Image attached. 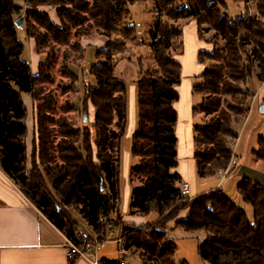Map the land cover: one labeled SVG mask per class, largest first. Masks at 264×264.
<instances>
[{
	"label": "trees",
	"instance_id": "1",
	"mask_svg": "<svg viewBox=\"0 0 264 264\" xmlns=\"http://www.w3.org/2000/svg\"><path fill=\"white\" fill-rule=\"evenodd\" d=\"M235 1L243 2L245 13L231 21L224 0H26V15L32 24L25 33L33 41L36 53L45 55V62H38L34 74L31 66L20 60L23 47L11 19L21 8L12 0H0V167L68 241L78 244V223L67 213L72 208L94 231L95 242L107 241L112 228L119 227L125 249L135 246L151 264H178L171 234L174 229L199 236L197 255L208 264H264L262 186L246 178L236 186L238 197L252 210L249 219L222 188L183 198L181 178L174 170L178 117L174 104L179 100L176 88L182 70L169 48L171 37L178 38L180 46L183 42L182 28L170 25L168 20L173 23L178 19L194 21L199 39L210 45L209 50L198 53V63L204 70L195 77L199 82L192 88L200 96L199 104L192 108L193 113L200 115L193 135L197 179H211L226 169L228 177L238 170L237 162L230 165L233 154L227 139L236 140V124L247 114V66L255 68L256 78L264 82V0ZM136 2H151L156 14L168 19L162 23L156 18L149 32L161 75L147 72L134 82L137 116L129 154L136 160L128 168L130 194L126 215H157L155 221L139 229L124 223L116 209L120 150L127 132L128 86L114 76L112 58L123 47L112 40L114 34L136 37V29L130 23V8ZM249 2L254 3L256 16L251 15ZM204 25L214 31L207 41L202 38ZM93 33L104 43L95 46L99 62L89 72L93 85L87 83L84 74L82 101L91 104L94 111L95 160L87 130L61 125L56 131L59 140L54 143L53 131L46 128L48 121L43 115L46 98L38 88L40 81L48 79L49 69L61 50L63 62L68 61L69 51L80 53L82 60L84 48L78 41ZM68 66L69 63L65 72L76 81L78 76L68 71ZM24 95H29L32 102L44 104L36 117L30 169ZM252 153L264 163V137L259 138ZM132 176L140 186H132Z\"/></svg>",
	"mask_w": 264,
	"mask_h": 264
},
{
	"label": "crops",
	"instance_id": "2",
	"mask_svg": "<svg viewBox=\"0 0 264 264\" xmlns=\"http://www.w3.org/2000/svg\"><path fill=\"white\" fill-rule=\"evenodd\" d=\"M183 38L182 46L177 57L181 64V79L176 91L178 93V102L174 104V109L178 114L175 124V136L177 142V167L175 172L180 176L181 183L188 184L190 198L198 195L199 184L196 176L194 163V126L200 121V115L193 113L195 101L200 102V96L193 93L191 79L198 77L203 72V67L198 63V53L207 51L210 45L199 39L198 27L194 21L181 26ZM252 76L256 78V74ZM250 77V75H249ZM248 77V78H249ZM198 79V78H195ZM259 82V86L254 92H249L248 84L246 85L250 100L248 103L247 114L236 124L238 136L232 146V152L236 157L238 170L234 175L226 176L218 180H200L201 182L211 183L210 190L214 188L225 189L228 185L234 184V197L241 201L236 193V186L241 179L246 178L251 182L259 183L264 189V163L258 161L253 156V151L257 147L260 137H264V112L260 110L264 103V82ZM132 109V120L127 122V132L125 135V156L123 159V172L125 178L128 177V162H130L129 147L130 137L135 131V94L130 97ZM206 183H204L206 185ZM202 186H205V185ZM130 186L126 185L123 192V204L121 206V215L123 222L133 224L136 228H141L148 222L156 220L157 215L149 216H127L128 197ZM252 212V210H251ZM182 230L174 229L171 231L173 237L178 234L181 236ZM183 232V231H182ZM77 237H84L92 242L97 240L93 230L80 217L78 220ZM184 235V236H183ZM183 237H190L192 234L182 233ZM121 237L119 227L112 228L108 240L100 246L96 252V259L99 264L110 261L106 246L117 245L118 250L121 244L113 242ZM112 238V240L110 239ZM67 239L62 232L56 230L54 226L30 203L28 199L4 174L0 167V264H91L89 259L74 257L68 259L69 248L66 243ZM126 252V255H129ZM119 255V253H118ZM132 255V254H131ZM120 256V255H119ZM133 256V255H132ZM122 259L118 262H124L126 256H120Z\"/></svg>",
	"mask_w": 264,
	"mask_h": 264
},
{
	"label": "rangeland",
	"instance_id": "3",
	"mask_svg": "<svg viewBox=\"0 0 264 264\" xmlns=\"http://www.w3.org/2000/svg\"><path fill=\"white\" fill-rule=\"evenodd\" d=\"M26 0H12V4L19 6L21 9L11 16L12 21L14 24L16 22L21 21V28L15 26V31L17 33V40L22 45L23 51L20 57V60L23 62H27L32 69V72L35 74L37 71L38 62H45V55L37 54L35 51V47L33 46V41L28 38L25 33V29L32 24L31 20L28 19L26 15L27 7L24 5ZM227 5V15L231 21H235L236 18L244 16V8L243 2L235 0H224ZM248 7H250L251 15L256 16V11L254 8V3L249 2ZM130 17H131V25L136 29V37L132 39L131 36L123 37L118 34H114L112 40H117L123 46L120 52L114 53L113 58V73L114 76L122 79L126 82L128 86L127 90V122L132 120V109L130 97L131 95L136 96V86L134 84L135 80L142 74H147V72H155L157 75H161V71L157 67L154 57V50H153V43L154 40H151L149 36L150 29L153 27L156 18H160V21L164 23L167 21L166 16H160L156 14V10L153 7L152 3H145V2H136L134 6L130 8ZM189 19H178L172 23V21L168 20L170 25H174L175 27H181L184 24L188 23ZM264 23V19H263ZM214 35V31L207 25L202 26V38L207 41L210 40ZM183 35H181V39ZM178 38L171 37V46L169 48V54L174 56L176 59L180 53L181 46L178 42ZM80 45L83 46V58L80 59V53L75 54L73 51H69L68 61L63 62L62 60V50L58 53L57 58L54 60L55 62L52 63L51 68L48 72V79H44L40 81L38 84V88L43 90L41 96L46 98V102H32L29 95H24L22 97L23 103L26 104L27 107V117H26V124L28 128V135L26 137V147L27 150V161H28V169H30V159L33 153L32 143L35 138V129H36V121H37V114L39 111V107L41 105L46 106L47 109L44 110L43 115L48 121L46 128L49 131H53L54 135V143L59 140L58 127L61 125L66 126L67 128L71 126L72 128L78 129L80 131H88L90 134V145H92L93 150V159L95 156V147L93 145L95 140V131L92 129V124L94 121L93 116V108L91 104L86 105L85 102L82 101V96L84 92V88L82 81L85 80L84 74L87 75L86 81L91 86L93 85V79L91 78L89 72L90 69L96 65L99 61L95 58V46H103L104 40L98 37L96 34L93 33L91 37H86L80 39ZM88 44V45H86ZM252 45L247 46L246 50L249 52ZM69 63L67 68L68 71H72L76 74V81L74 78H69V74L65 72V65ZM249 69L248 78V89L249 92H254L255 89L258 88L259 82L256 80L253 73H256V69L253 67L247 66ZM181 79V78H180ZM193 84L199 82V79H191ZM40 96V97H41ZM49 103L47 104V102ZM195 104H199V101H195ZM246 107V106H245ZM136 108V102H135ZM87 116V120L84 121L83 116ZM136 115V114H135ZM136 121V118H135ZM230 144H233L235 140L227 139ZM125 140H122L121 146V164H120V176H119V184H118V199L116 200V209L117 213L121 214V206L123 204V192L126 188L128 183V177L125 178L123 169V157L125 156ZM55 145V144H54ZM231 146V145H230ZM130 158V162H128V167L133 165L134 160L136 158H131L130 154L128 156ZM95 160V159H94ZM39 164V162L37 161ZM232 169V168H231ZM226 171H218L216 176H213L211 179H207L209 181L212 180H220L226 177ZM132 186H140L139 180L132 176ZM198 181L199 188L198 194L208 192L211 188V183H206ZM205 186H202V185ZM50 189V188H49ZM52 195L55 196L52 189H50ZM234 184H230L225 189V195L229 196L233 199L235 204L244 209L246 211L247 216L251 219L252 212L248 205H245L242 201H239L237 198L234 197ZM67 213L73 220L78 223L80 220V216L75 212L74 209L70 208L67 210ZM170 224H173L171 221ZM181 236L178 234L174 237V242H176V250H175V261L178 264H208L200 260L199 256L197 255V247L201 241L199 236L196 238L195 236L190 237H183L182 231ZM112 240V238H110ZM107 253L109 255L110 261H121V257L118 255V247L117 245H110L106 246ZM138 250V249H137ZM133 252V250H131ZM124 262L126 264H146L143 262V259L140 254L137 256H132L131 254L126 255Z\"/></svg>",
	"mask_w": 264,
	"mask_h": 264
},
{
	"label": "built area",
	"instance_id": "4",
	"mask_svg": "<svg viewBox=\"0 0 264 264\" xmlns=\"http://www.w3.org/2000/svg\"><path fill=\"white\" fill-rule=\"evenodd\" d=\"M233 154V152H232ZM236 163V159H235V155L233 154V158L231 160L230 165L235 164ZM190 190H189V185L184 183L181 186V191L180 194L183 198H190ZM77 236V235H76ZM78 240V244L75 243H71L70 241H66L68 248H69V252H68V259L72 260V258L74 257H82L85 259H89L91 264H99L98 259H96V252L98 251V249L100 248V246L102 245V243L104 242H91L89 241V239L84 238V237H77ZM106 242V241H105ZM113 242L121 244L118 253L120 256H125L126 252L130 251V254H132L133 256H137L138 254L141 255L143 262H145L146 264H151L152 261L149 260L148 257H146V255L143 253V251L141 250H137V248L133 245L129 246V249L126 250L125 247L123 246L122 243V238L119 237L117 239H115ZM131 250H133V252H131ZM120 264H123V262H121Z\"/></svg>",
	"mask_w": 264,
	"mask_h": 264
},
{
	"label": "water",
	"instance_id": "5",
	"mask_svg": "<svg viewBox=\"0 0 264 264\" xmlns=\"http://www.w3.org/2000/svg\"><path fill=\"white\" fill-rule=\"evenodd\" d=\"M21 24H22V22L19 21V22H16L15 26H17L18 28H21ZM260 110H261L262 112H264V103H263V105L261 106ZM83 117H84V121H86V120H87V116L84 115Z\"/></svg>",
	"mask_w": 264,
	"mask_h": 264
}]
</instances>
